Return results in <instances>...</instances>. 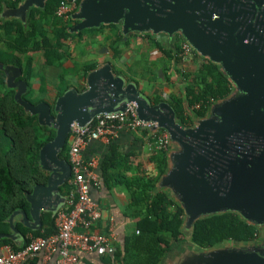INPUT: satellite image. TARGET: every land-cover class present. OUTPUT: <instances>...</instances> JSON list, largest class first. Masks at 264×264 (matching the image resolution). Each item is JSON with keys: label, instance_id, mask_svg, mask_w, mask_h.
Instances as JSON below:
<instances>
[{"label": "water", "instance_id": "obj_1", "mask_svg": "<svg viewBox=\"0 0 264 264\" xmlns=\"http://www.w3.org/2000/svg\"><path fill=\"white\" fill-rule=\"evenodd\" d=\"M45 1L23 0L17 7H6L25 21L28 9L43 8ZM238 4L236 0H81L73 15L72 32L114 23L125 36L162 33L171 39L177 33L201 56L219 64L239 91L216 101L207 116L190 127L176 121L168 102L153 104L135 81L114 74L109 61L85 75L83 90L65 89L52 106L23 99L27 84L17 79L21 70L0 65L7 86L16 89L15 100L35 115L40 125L55 130L54 137L39 149L47 181L35 184L26 194L36 218L40 210L55 212L63 206L59 187L71 176V165L59 153L71 125H84L101 113L122 112L132 102L140 119L156 122L177 146L169 155V168L159 185L172 189L188 226L200 217L227 211L251 224H264V38L256 44L243 41L251 30L245 25L246 17L257 13ZM16 212L25 215L17 210L10 218ZM254 257L224 248L197 253L195 262L190 259L186 264H264L262 258Z\"/></svg>", "mask_w": 264, "mask_h": 264}, {"label": "trees", "instance_id": "obj_2", "mask_svg": "<svg viewBox=\"0 0 264 264\" xmlns=\"http://www.w3.org/2000/svg\"><path fill=\"white\" fill-rule=\"evenodd\" d=\"M22 1L13 0L6 5L0 4V12L4 6L17 7ZM59 2L60 0H46L43 8L31 6L23 22L13 18L0 20V62L3 65H14L21 70L17 79H23L27 84L22 98L34 104L41 99L32 101L26 98L25 94L33 91L31 81L35 74V54L42 58L44 69L63 68V62L70 52L69 44L65 41L95 43V37L101 35L103 43L110 46L114 57L118 59L122 52L121 44L127 45L136 37L135 33H129L125 41L120 25L114 23L71 33V22L74 24L76 21L72 18L69 22H62L55 16L54 11ZM144 35L150 47L155 48L153 52L158 53L152 60L153 65L148 67L149 83L152 77L156 76L161 80L160 85L173 88L175 84L171 80L172 73L180 75L184 82V98L172 90L169 99L165 100L160 86L149 96L153 104L162 100L168 102L173 107L179 124L190 127L195 124V119L207 116L208 106L202 105L199 109H192L194 104H203L209 98L218 100L230 95L233 87L219 64L200 56L201 60L194 70L180 66L178 35L174 34L167 43L156 40L150 33ZM154 65L161 69L162 77L158 75ZM96 66V62H86L78 69L86 75ZM112 70L114 74L125 75L115 63L112 64ZM62 78L60 73L58 80L62 81ZM130 80H133L132 76L127 78V81ZM69 86L68 84L59 89L57 96ZM15 91V88L7 86L6 75L0 70V233L6 231L5 219L14 208L26 206L22 191L28 190L33 181L45 182L47 173L40 166L39 149L55 135L54 129L40 125L36 116L26 111L15 100ZM68 151L66 142L60 156L69 161ZM110 156L114 157L113 153L107 157ZM149 161L153 164L152 169L146 173L138 167V172L135 171V176L128 182L131 206L141 208L140 212L146 218L145 224L141 231L126 237L122 251L117 249L114 253L113 259L117 264H159L182 234V207L167 191L157 187L159 179L169 168L167 153L151 151ZM112 165L108 158L102 161L103 179L114 177L116 170L111 172L110 169L118 167H111ZM62 188L67 192L69 186L66 183ZM42 220L41 229L31 232L33 237L55 233L53 214L43 213ZM254 232L253 224L236 212L227 211L196 219L190 230V241L196 248L206 249L225 242H247L253 238ZM2 244L11 245L13 249L19 248L14 247L7 238L0 239V245Z\"/></svg>", "mask_w": 264, "mask_h": 264}, {"label": "crops", "instance_id": "obj_3", "mask_svg": "<svg viewBox=\"0 0 264 264\" xmlns=\"http://www.w3.org/2000/svg\"><path fill=\"white\" fill-rule=\"evenodd\" d=\"M11 18L20 19L22 21L19 16L14 15V13H11L10 10H8L6 6H4L0 12V20ZM71 27L69 31L71 33H75L71 31ZM49 35L51 34L49 33ZM65 43L69 44L70 52L67 55L68 58L65 59L63 62V68H55L53 71L50 72V69H44L45 65L42 58L38 54H35L36 64L34 72L35 74L31 82L32 89L33 91H36L38 89L40 90L43 87L41 91L47 92V97L44 99H39L50 104H53L55 98L57 97V91L61 88H64L68 84L70 85L68 88L75 87L79 91L85 88L86 85L84 72L81 69H78L80 65H83L86 62H96V67H98L106 61H109L111 64L115 63L113 60H111L112 56L108 53L109 57H107L108 54H105L104 50H98L97 52L94 51V48L93 51H90L89 49L84 50L81 48V45L80 43H78V41H65ZM86 43H88V46H93L95 48H100L102 47V45L106 46L107 48L110 47L107 43L103 42H100V44H97L96 46H94V44L92 45V43L88 41H86ZM0 46L2 47L1 44ZM77 47H80L81 50L79 53L77 52L78 55L84 57V59L82 58V60H74V58H72L75 52L74 50ZM198 61L199 59L197 58L193 59V61L187 63L186 66H188V69L192 70L194 69L195 63ZM1 64L2 63L0 62V65ZM181 64L182 63H180V66H182ZM156 68L157 73L158 70L161 71V69L157 65L155 66V69ZM0 70L3 71V69L1 68ZM67 71L71 74V76L68 79L62 78V81L58 80V75L61 72H65L66 74ZM158 75L162 77V73ZM173 81H180V76L177 73L172 74V82ZM52 91L54 93V96L49 97L48 95ZM176 148V144L171 142L169 151L166 152L168 157V163L170 153L175 151ZM111 152L113 153L114 157H107L112 154ZM150 152L151 151H149L147 141L144 137V132H131L127 130L119 131L114 137L110 138L108 141H91L83 148V150L81 151L83 160H96L94 170L97 176L99 177L100 181L99 185L93 186L90 189L91 197L100 205L102 210V216L93 227V231L101 234H108L110 230H112L114 233V238L112 241V252L104 253L99 252L98 250L90 252H79L78 261L75 264H117L115 262V259H113L114 253L117 251V249L121 251L123 250L126 237L134 233H138L143 229L146 218L145 216H143V214H141V208L131 206L129 190L130 188L128 182L131 177L135 176V171L138 172V167L139 170H144L146 173L152 169L153 164L149 161ZM59 157L62 158L60 156V153ZM120 157L123 160L120 159ZM106 158L112 161L113 165L111 167H115V165L116 167H118L117 169H110L111 172L114 170L116 171L114 177L110 179L108 178V180L103 179L101 171V163ZM125 167H127L128 169H125ZM129 167L131 168L129 169ZM45 172L47 173L48 177V172ZM71 176L64 184L59 187L60 193L63 196L64 200L67 192L65 189L63 190L62 187L67 183L70 188ZM46 181L47 178L44 183L33 181L32 183H30L28 190L24 189L22 191L26 206L16 207L12 212L17 210H23L25 215L20 212H16L10 218V215L12 213L11 212L9 216H7V218L5 219L7 229L6 231L0 233V235H2L0 239L7 238L11 241V244L14 247H21L27 241H29L30 238L33 237L31 232L41 229L43 225L42 214H54V211L50 212L40 210L39 218H36L31 212L30 203L26 197V194L32 191V188L35 184H45ZM159 182L160 179L157 183V187L159 189L167 191L172 197V199H174L181 206L180 201L174 195L172 189L170 187L160 186ZM191 227L192 225H187L186 214L184 212L182 234L180 235L178 241L173 244L172 248L163 256L159 264H186L187 261H189L190 259L193 260L192 262H195L194 259L197 253L205 254L212 250H222L224 248H228V242L221 243L220 245L209 247L206 249L196 248L190 241ZM137 230L138 232H136ZM7 247L13 248L11 245L2 244L0 245V253L5 251ZM54 258V256L46 258L41 253H39L23 264H53Z\"/></svg>", "mask_w": 264, "mask_h": 264}, {"label": "built area", "instance_id": "obj_4", "mask_svg": "<svg viewBox=\"0 0 264 264\" xmlns=\"http://www.w3.org/2000/svg\"><path fill=\"white\" fill-rule=\"evenodd\" d=\"M12 1L0 0V4L6 5ZM80 1L60 0L54 11L55 16L62 22H69L78 11ZM162 36H165L162 43L171 40L162 33L153 35L158 41ZM178 37L177 50L181 65L185 67L194 58L201 60L200 54L193 46L180 34ZM213 103L215 100L209 98L203 104H194L192 109H199L202 105L210 108ZM121 130L144 132L149 151H169L171 140L167 131L154 121L140 119L136 105L132 102L128 103L122 112L98 114L84 125L73 123L67 138L72 176L63 206L53 214L55 233L32 237L17 249L7 247L0 253V264H23L39 253L46 258L54 256L53 264H75L79 252H112L113 231L110 230L108 234L93 231L102 216V210L91 197L90 189L99 185L100 181L94 170L96 160H83L81 151L89 142L108 141Z\"/></svg>", "mask_w": 264, "mask_h": 264}, {"label": "rangeland", "instance_id": "obj_5", "mask_svg": "<svg viewBox=\"0 0 264 264\" xmlns=\"http://www.w3.org/2000/svg\"><path fill=\"white\" fill-rule=\"evenodd\" d=\"M102 33H104V32H102ZM121 33H122V31H121ZM132 33H135L136 37L131 39L127 45L121 44L120 48H121L122 52H121V56L118 59L114 57L113 51L111 49H109L110 47L107 48L106 46H103L102 44H101L102 47H100V48L88 46V43H86V41L80 42V45H81V48L84 50L89 49L90 51H93V48H94V51H96V52L98 50H101V51L104 50L105 54L109 53L112 56L111 60H113L116 64V66L118 67V69H120L125 74V75H123L125 77V79L127 80V78L132 76L133 80H130V81L135 80L137 82L138 86L141 88V90H144V92L146 94H148L149 96L156 89V87L160 86V88H159L160 92H161V94L165 100L169 99V94L171 93L172 90L176 91V93L179 96L184 98L185 97L184 82L181 79L180 75H179L180 81H173L175 83V86L173 88L168 87L164 84L160 85L161 80H160V78H157L156 76H153L151 83H149V81H148L149 80L148 67L152 64V60H154V58L157 57L158 53L153 52V51H155V48L150 47L148 39L144 35L146 33H138V32H132ZM100 36L101 35H97L96 37L93 36V37H95V39H94L95 43H92V45L94 44V46H96L97 44H100V42L101 43L103 42V39ZM126 36L124 35L125 41H127ZM164 39H165V36H162L159 40L163 41ZM87 40H91V39H87ZM74 51L75 52H74V55L72 57V58H74V60H82V58L84 59V57H81L78 55V53L81 51L80 47L75 48ZM109 54L107 55V57H109ZM202 57H205V56H202ZM205 58H207V57H205ZM198 63L199 62L195 63L194 69H195L196 65H198ZM154 67H155V65H154ZM185 68L188 69V66H185ZM194 69H192V70H194ZM53 70L54 69H50V72ZM61 74L63 75V79L64 78L68 79L71 76V74L68 71L66 72V74H65V72H64V74H63V72H61ZM171 80H172V76H171ZM229 81L231 82L230 79H229ZM231 85H232L233 89H232V92L230 93V95H236L239 90H237V88H235V86L233 85L232 82H231ZM41 89L40 90L38 89L36 91H31V93H29V92L26 93L25 94L26 98H28L32 101L37 100L39 98H42V99L46 98L47 92L41 91ZM48 96L49 97L54 96L53 91L50 92ZM215 102H216V100H215ZM212 105L210 107H212Z\"/></svg>", "mask_w": 264, "mask_h": 264}, {"label": "flooded vegetation", "instance_id": "obj_6", "mask_svg": "<svg viewBox=\"0 0 264 264\" xmlns=\"http://www.w3.org/2000/svg\"><path fill=\"white\" fill-rule=\"evenodd\" d=\"M239 6L246 10H255L256 16H247L246 24L251 27V30L244 35L245 43H257L264 38V0H236ZM71 25L72 22H71ZM244 24L240 25L244 28ZM175 35H178L177 33ZM52 105V103H51ZM264 106V105H263ZM264 110V107H262ZM255 232L252 239L247 242L232 243L228 242L227 247L237 249L241 252L252 254L255 257L264 260V224L254 225ZM254 257V258H255Z\"/></svg>", "mask_w": 264, "mask_h": 264}]
</instances>
